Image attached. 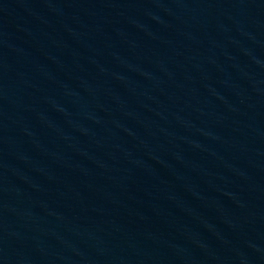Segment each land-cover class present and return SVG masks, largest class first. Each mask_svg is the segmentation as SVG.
I'll return each mask as SVG.
<instances>
[{
    "label": "water",
    "instance_id": "water-1",
    "mask_svg": "<svg viewBox=\"0 0 264 264\" xmlns=\"http://www.w3.org/2000/svg\"><path fill=\"white\" fill-rule=\"evenodd\" d=\"M0 264H264V0H0Z\"/></svg>",
    "mask_w": 264,
    "mask_h": 264
}]
</instances>
